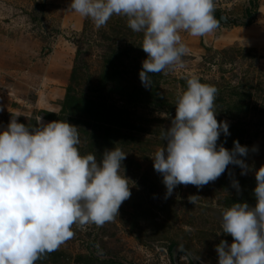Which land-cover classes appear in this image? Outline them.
Listing matches in <instances>:
<instances>
[{
  "label": "rangeland",
  "instance_id": "374dc122",
  "mask_svg": "<svg viewBox=\"0 0 264 264\" xmlns=\"http://www.w3.org/2000/svg\"><path fill=\"white\" fill-rule=\"evenodd\" d=\"M125 1L0 0V264H264V0Z\"/></svg>",
  "mask_w": 264,
  "mask_h": 264
},
{
  "label": "crops",
  "instance_id": "0c3cea01",
  "mask_svg": "<svg viewBox=\"0 0 264 264\" xmlns=\"http://www.w3.org/2000/svg\"><path fill=\"white\" fill-rule=\"evenodd\" d=\"M66 3H68L70 7L69 14H66L67 18L70 16L72 18V21H69V24L73 25V27L81 28L82 27V20L86 17L87 11L89 9V2L88 0H64ZM114 6L118 7L119 9H129V2L125 0H113ZM243 8L242 12L246 11L248 8L251 7L252 4H254V1L243 2ZM245 16V14H243ZM241 16V17H240ZM231 17V15L229 16ZM235 18H242V14H237L236 16H233Z\"/></svg>",
  "mask_w": 264,
  "mask_h": 264
},
{
  "label": "trees",
  "instance_id": "16d2710c",
  "mask_svg": "<svg viewBox=\"0 0 264 264\" xmlns=\"http://www.w3.org/2000/svg\"><path fill=\"white\" fill-rule=\"evenodd\" d=\"M254 4H252L251 5V8H248L246 11H244V13L243 14H245V16H247L248 18H250V17H252L253 16V12L252 11H254V9L252 10V8H254ZM117 9H119V8H114V9H112L111 11H110V14L112 15L113 14V12H118V10ZM115 10H117V11H115ZM196 12V14L198 13L199 15H201L198 11H195ZM211 12V14H212V17L210 18V20L208 21V22H210V23H214V24H219V11L218 10H214V11H210ZM206 19H204V21H205ZM207 22V21H206ZM186 97H187V99H188V101H190L191 103H193L194 102V100L196 99V97H192V95H191V92L190 91H186ZM92 104H93V102H92ZM89 105L91 106V107H93L94 106V109H97V111L99 110V103L97 104V102L95 101V104L94 105H91V101H89ZM102 110V109H101ZM52 116L50 115V117L49 118H51ZM199 120V119H198ZM108 137V136H107ZM176 166V165H175ZM177 167V166H176ZM31 174H33L36 178H38V179H40L41 178V175H42V171L41 170H33V171H31L30 172ZM258 186V184L257 183H255L254 184V182L253 181H250L249 180V183H248V185L246 186L247 188L245 189V192H248L249 194H250V196L253 198V199H256V195H255V193L253 192V189L254 188H256ZM226 209V208H225ZM15 226H16V224H12V228L13 229H15Z\"/></svg>",
  "mask_w": 264,
  "mask_h": 264
},
{
  "label": "water",
  "instance_id": "95a60500",
  "mask_svg": "<svg viewBox=\"0 0 264 264\" xmlns=\"http://www.w3.org/2000/svg\"><path fill=\"white\" fill-rule=\"evenodd\" d=\"M236 19H239V18L229 17L228 15H225L224 13H221L219 15V22L224 23V24L236 22ZM239 20H241V19H239ZM190 260H193V259L190 258Z\"/></svg>",
  "mask_w": 264,
  "mask_h": 264
},
{
  "label": "clouds",
  "instance_id": "9594fccd",
  "mask_svg": "<svg viewBox=\"0 0 264 264\" xmlns=\"http://www.w3.org/2000/svg\"><path fill=\"white\" fill-rule=\"evenodd\" d=\"M108 1H110L114 5V1L113 0H108Z\"/></svg>",
  "mask_w": 264,
  "mask_h": 264
}]
</instances>
